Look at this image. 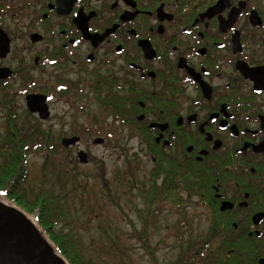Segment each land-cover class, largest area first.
Listing matches in <instances>:
<instances>
[{
    "label": "flooded vegetation",
    "instance_id": "obj_1",
    "mask_svg": "<svg viewBox=\"0 0 264 264\" xmlns=\"http://www.w3.org/2000/svg\"><path fill=\"white\" fill-rule=\"evenodd\" d=\"M0 38V85L59 72L19 89L29 112L86 91L112 129L198 171L222 223L209 262L264 264V0H0Z\"/></svg>",
    "mask_w": 264,
    "mask_h": 264
},
{
    "label": "rangeland",
    "instance_id": "obj_2",
    "mask_svg": "<svg viewBox=\"0 0 264 264\" xmlns=\"http://www.w3.org/2000/svg\"><path fill=\"white\" fill-rule=\"evenodd\" d=\"M16 43L20 46L21 41ZM14 64L16 66V62ZM56 72L54 70L52 79L46 70L30 76L33 78L26 79L28 81L17 77L0 85V167L7 160L4 150L11 142L7 137L10 124L16 120L17 128L27 131L25 143L28 142L27 175L22 188L32 196L44 184L61 197L60 202L69 213L59 227L75 229L86 259L99 264H175L203 242L216 251L219 240L213 239L218 237L222 223L215 218L211 221L209 210L202 205L208 192L202 197L193 189L182 187L178 194L185 201L183 209L161 210L156 224L147 229L146 247L138 236L143 227L141 216L147 206L139 189L149 186L157 162L153 157L158 153L149 152L139 137L127 129L117 128L119 124L112 129L111 117L104 115L103 109L94 104L92 95L86 91L80 98L57 97L50 106L48 120L42 121L29 112L25 97L17 93L19 89L25 91L36 85V89L42 90L46 85L51 86L58 81L55 76L59 72ZM61 74L67 78L73 76L67 72ZM22 80L25 86L21 85ZM5 94L7 97L2 99ZM104 123L108 124L107 128ZM108 133H112L111 136ZM74 134L84 138L80 145L60 147L62 137ZM96 137L105 141L94 144ZM80 151L87 154V163L80 161ZM166 153L161 154L168 156ZM162 178L163 175L159 183ZM0 199L19 206L2 194ZM24 213L34 221L33 214ZM205 253L202 264H212L207 259L210 254L215 259V254L209 247Z\"/></svg>",
    "mask_w": 264,
    "mask_h": 264
},
{
    "label": "trees",
    "instance_id": "obj_3",
    "mask_svg": "<svg viewBox=\"0 0 264 264\" xmlns=\"http://www.w3.org/2000/svg\"><path fill=\"white\" fill-rule=\"evenodd\" d=\"M13 123L15 125H12L10 134L7 136L11 142L7 143L4 150L7 151V160L0 167V194L17 203L19 206L15 207L19 210L34 215V222L44 237L51 240L55 250L60 252L69 264H99L86 259L74 228L65 230L64 227L63 229L59 227L60 221H63L69 213L61 204V197L55 195L52 189H46L44 184L32 196H29L22 188L27 175L25 164L27 131L18 129L16 120ZM57 146L59 147V144ZM60 147H62L61 144ZM36 148L38 149V146ZM157 157L156 166L148 182L149 186L145 185L139 189L147 206L143 210V217L141 216L143 227L138 232V236L147 248V229L156 224L161 210L169 208L180 211L183 209L182 205L185 201L178 194L181 187L193 189L200 195L206 192L201 176L191 165L161 153H158ZM162 175V181L159 183L158 179ZM180 183L184 185L180 186ZM207 244L203 242L191 249V252L182 255L181 260L175 264H202ZM209 261L210 258L207 259V262Z\"/></svg>",
    "mask_w": 264,
    "mask_h": 264
},
{
    "label": "water",
    "instance_id": "obj_4",
    "mask_svg": "<svg viewBox=\"0 0 264 264\" xmlns=\"http://www.w3.org/2000/svg\"><path fill=\"white\" fill-rule=\"evenodd\" d=\"M40 98L39 95H29L28 107L33 112H39L42 118H46L47 107ZM79 140L80 137L74 136L64 138L62 143L68 147ZM103 140L99 137L94 143L100 144ZM79 159L82 163L88 162V156L84 151L79 152ZM0 264L69 263L55 251L51 242L42 235L40 229L24 212L0 199Z\"/></svg>",
    "mask_w": 264,
    "mask_h": 264
}]
</instances>
